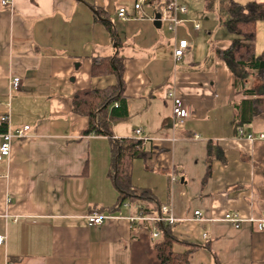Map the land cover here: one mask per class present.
Masks as SVG:
<instances>
[{
    "label": "crops",
    "instance_id": "obj_1",
    "mask_svg": "<svg viewBox=\"0 0 264 264\" xmlns=\"http://www.w3.org/2000/svg\"><path fill=\"white\" fill-rule=\"evenodd\" d=\"M136 1L0 0V146L5 133L30 126L8 157L0 155V264H161L157 223L131 221L156 203L108 211L119 197L108 177L109 139L83 135L89 119L73 112L79 91L117 85L116 73L93 68L116 55L125 111L111 129L117 139H136L143 128L148 154L133 162L132 182L171 208L174 251H192L190 264H264V231L249 221L264 212V140L246 138L264 135V115L235 126L242 97L224 93V77L235 79L237 70L221 58L228 42L210 40L208 5L201 15L179 14L171 31L152 20L168 0L141 11ZM122 8L127 21L118 17ZM200 19L209 27L196 33ZM184 39L189 51L177 61L174 49ZM13 78L21 79L17 90ZM169 92L185 102L183 125ZM93 213L107 216L101 226H89ZM228 213L244 220L239 229L224 221Z\"/></svg>",
    "mask_w": 264,
    "mask_h": 264
},
{
    "label": "trees",
    "instance_id": "obj_2",
    "mask_svg": "<svg viewBox=\"0 0 264 264\" xmlns=\"http://www.w3.org/2000/svg\"><path fill=\"white\" fill-rule=\"evenodd\" d=\"M212 0H206L210 7ZM156 0H147L155 3ZM159 5V8L169 4ZM222 12L227 16L225 28L233 36L231 46L221 52V58L235 73V90L242 99L236 104L237 114L235 126L244 128L260 115H264V52L256 54L257 25L264 21V1L250 2L242 5L235 0H221ZM108 23V22H107ZM94 71L102 73H116L117 85L105 89H85L79 91L73 100V112L88 117L89 125L83 135L94 134L109 139L111 161L108 171L113 186L118 192L117 205L108 210L111 213L119 210L126 202L139 204L142 209L148 202L156 203L144 212L157 215L160 204L148 189L137 188L132 182L133 162L138 158L146 157L145 142L135 138L117 139L111 129V120L114 116L123 115L125 111V93L123 82V61L118 55L96 60ZM96 74V73H95ZM258 81L252 88H248V80ZM118 104L119 108L114 107ZM163 236V242L156 246L161 264H190V252L178 254L173 246L176 242L172 234V226L166 223H157Z\"/></svg>",
    "mask_w": 264,
    "mask_h": 264
},
{
    "label": "built area",
    "instance_id": "obj_3",
    "mask_svg": "<svg viewBox=\"0 0 264 264\" xmlns=\"http://www.w3.org/2000/svg\"><path fill=\"white\" fill-rule=\"evenodd\" d=\"M9 1H3L4 5L9 4ZM147 4V0H137L136 4L134 5L135 10L141 11L144 7V5ZM188 12V9L179 4L176 0H172L167 4L166 6L160 8L157 10L156 16L160 15V21L161 22H168L169 23V29L171 31H174L175 28L182 22L179 20L178 15L179 14H186ZM156 16L152 18V20L155 21ZM118 17L122 21H127L128 20V14L127 10L125 8H122L118 12ZM194 31L196 33H201L202 32V27L200 23H194ZM189 51V41L187 39L180 40L178 41L175 49H174V57L177 61L182 60L185 58ZM21 86V79L20 78H13L10 81V87L12 89H19ZM168 97L172 100L173 102V116L174 120L178 124H185L187 118H188V112L187 108L185 105V102L183 99H181L175 92H169ZM116 107H118V104H115ZM4 122L9 121V116H5L3 118ZM30 129V126H25L22 129L17 130L16 132L8 131L2 136V143L0 146V155L2 157H8L11 153L12 149V143L15 138L17 139H22L25 137V133ZM143 133L144 130L143 128H139L135 131V136L136 139L146 141V139L143 138ZM241 135H245L243 131H240ZM246 138L250 141H256V140H264V135L256 136L253 134H247ZM173 181H177L175 177L172 178ZM196 217L199 218L201 216V212H196L195 213ZM107 216L98 214V213H93L87 216V221L90 227H95V226H101ZM224 221L232 224L235 228L239 229L241 227V224L243 223L244 220H242L238 214H225L224 216ZM131 221L136 222H143V221H151L154 223H166L168 225L173 226L175 224V218L172 215V210L168 206H162L160 208L159 214L155 216H147L145 213H140L137 217L131 218ZM250 222H253L257 224V228L259 231H264V212L263 216L260 219H250ZM160 235L159 232L154 233L153 236L156 238ZM5 243V237L0 236V246H2Z\"/></svg>",
    "mask_w": 264,
    "mask_h": 264
},
{
    "label": "rangeland",
    "instance_id": "obj_4",
    "mask_svg": "<svg viewBox=\"0 0 264 264\" xmlns=\"http://www.w3.org/2000/svg\"><path fill=\"white\" fill-rule=\"evenodd\" d=\"M176 1L182 6H184L185 8H187L191 14L201 15V14H204V12H206V9H207L206 7L207 4L203 0H176ZM209 8L212 9L211 12L215 15L213 17L214 19H211L209 17L211 20H213V22L211 23L213 28H210L212 31L210 40H212L213 42H217V43L218 42L220 43L228 42V46L230 47L233 41V36L228 32V30L224 26V22L226 21L227 16L222 12L221 0H212ZM114 21L116 22V18L114 19ZM200 21H201L200 25L202 29H204V27H207V26L209 27V24L204 22L205 19H200ZM263 52H264V30L259 29V31L257 32L256 54L261 55ZM222 64H225V63H222ZM227 68L228 70H230L232 74H234V70L231 67L227 65ZM234 81H235L234 75H233V79H231L230 81H229V76H228V80L227 78L224 77V85H226V88H225L226 90L224 93H227L231 96H233L236 93V90L234 91V84H233ZM254 83L257 84L258 81L249 79L247 87L252 88L254 86Z\"/></svg>",
    "mask_w": 264,
    "mask_h": 264
},
{
    "label": "water",
    "instance_id": "obj_5",
    "mask_svg": "<svg viewBox=\"0 0 264 264\" xmlns=\"http://www.w3.org/2000/svg\"><path fill=\"white\" fill-rule=\"evenodd\" d=\"M160 18H161L160 15H157V16H156V19H155V24H156V25H160V24H161Z\"/></svg>",
    "mask_w": 264,
    "mask_h": 264
}]
</instances>
